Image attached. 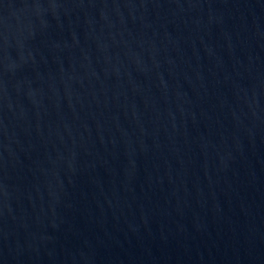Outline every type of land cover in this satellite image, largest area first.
Wrapping results in <instances>:
<instances>
[{"label": "water", "instance_id": "water-1", "mask_svg": "<svg viewBox=\"0 0 264 264\" xmlns=\"http://www.w3.org/2000/svg\"><path fill=\"white\" fill-rule=\"evenodd\" d=\"M0 264H264V0H0Z\"/></svg>", "mask_w": 264, "mask_h": 264}]
</instances>
